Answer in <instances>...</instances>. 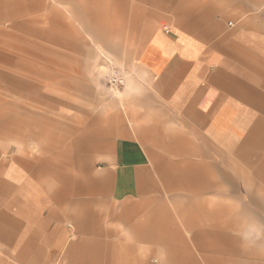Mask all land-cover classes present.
<instances>
[{
	"label": "crops",
	"instance_id": "0c3cea01",
	"mask_svg": "<svg viewBox=\"0 0 264 264\" xmlns=\"http://www.w3.org/2000/svg\"><path fill=\"white\" fill-rule=\"evenodd\" d=\"M0 39L36 41L22 103H61L40 80L78 40L133 57L62 151L0 93V135L38 141L0 178V264H264V0H0Z\"/></svg>",
	"mask_w": 264,
	"mask_h": 264
},
{
	"label": "rangeland",
	"instance_id": "374dc122",
	"mask_svg": "<svg viewBox=\"0 0 264 264\" xmlns=\"http://www.w3.org/2000/svg\"><path fill=\"white\" fill-rule=\"evenodd\" d=\"M77 45L78 47L81 45L83 47L85 45L92 46V50L91 54L89 49L87 54H84L82 50V53L76 56L75 71H62L60 78L40 80V89L42 90L44 86V91L47 92L45 93V98L54 96L57 100L60 97L61 103H22L18 100L22 97L21 94L27 95L30 92L19 87L17 81L23 80L26 82L28 80L26 77L28 76L35 78V81L38 79L36 78V72L29 73L27 71L29 64L31 65L30 60L35 58L25 55L23 48L35 47L36 41L28 39H0V75H6L8 78L0 77V93L3 98L6 95L13 94V99L10 96L6 97V99L13 105L12 114L16 117L26 116V112L45 113L46 117L40 121L42 123L41 127L43 126L45 129V134L39 141L45 148H51L55 143L56 148H61L62 151L65 147L67 148L73 139L85 131L86 126L91 124V118H99L102 113L106 115V113L111 111L112 109L108 107H114L111 102L115 101L116 97L120 95L129 77L127 69L129 64L133 63V57L127 54V49L125 54L116 56L111 55L95 40H78ZM115 76H122L125 79V84L122 87L115 88L110 84L112 77ZM36 84H38L37 81ZM56 84H60V86L51 87ZM10 85H12L13 89L10 88ZM36 94L37 92L33 95ZM38 96H42V94L38 93ZM16 105L17 107H15ZM23 120L26 123L25 132L27 128H37L36 120ZM23 144L27 145L26 150L28 152L22 150ZM37 144L36 135H28L24 143L15 137L7 138L4 135H0V178L4 176L6 167L13 159L22 157L24 152V154L36 155ZM52 154L53 150L45 153V155ZM256 222L255 220L254 223L256 224Z\"/></svg>",
	"mask_w": 264,
	"mask_h": 264
},
{
	"label": "built area",
	"instance_id": "2783aa9c",
	"mask_svg": "<svg viewBox=\"0 0 264 264\" xmlns=\"http://www.w3.org/2000/svg\"><path fill=\"white\" fill-rule=\"evenodd\" d=\"M110 84L115 88H119L125 84V79L122 76H115L112 77Z\"/></svg>",
	"mask_w": 264,
	"mask_h": 264
}]
</instances>
